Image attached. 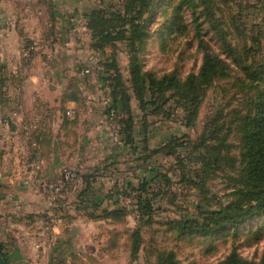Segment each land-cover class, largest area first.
I'll use <instances>...</instances> for the list:
<instances>
[{
  "label": "rangeland",
  "instance_id": "obj_1",
  "mask_svg": "<svg viewBox=\"0 0 264 264\" xmlns=\"http://www.w3.org/2000/svg\"><path fill=\"white\" fill-rule=\"evenodd\" d=\"M213 1L217 8L216 17L226 19V26L231 29L235 44H239L241 51L254 49L257 53L249 54L251 66H260L261 62H264V0ZM160 2L164 5L161 9L158 7L155 16L151 18L150 37L145 47L138 50L142 70L146 73L152 72L158 77L177 72L183 79L190 74H198L202 67L203 54L198 49V38L195 34L197 29L194 23L195 13L189 11V8L186 9L183 0H160ZM181 3V10L178 11L177 7ZM177 14H180V27L175 29L172 24ZM207 23L205 18L198 23L203 24L206 28L204 30H207L204 39L219 50L218 39L213 31L209 32ZM245 38L246 43L242 40ZM49 41L52 43L49 45L63 43L62 39H57V42L55 39ZM31 43L42 45V41L23 40L19 43V49ZM120 48L122 51L119 50L116 56L118 64L122 77L131 86V54L124 52V44L118 49ZM44 49L39 51L34 64L38 59L47 56ZM112 52V49L108 50L107 57ZM89 58H93L91 62L96 60V63L98 59H101L93 53H89ZM2 61L8 67L14 62L13 59L11 63L5 59ZM20 65L29 69L24 66L22 56ZM230 74L232 78L213 80L204 90L200 105L189 107V111H196V121L192 126H187V110L175 99L168 104L169 116H155L151 114L154 108H150L146 121L143 119L139 105L137 106V102L134 101L132 107L136 116L135 130L144 129L142 126L145 122L147 132L149 130L147 151H145L143 136L140 137L142 142L138 146L124 148L117 120L108 118L106 115H99L98 112L90 113L89 117H86L87 113L82 112L78 117V125L68 126L62 141L64 142L63 164L58 169V173L55 169L48 168L45 175L49 180L57 183L60 181L63 170H75L78 173L79 181L75 186L66 189L53 207L57 212L56 215L65 223H75V247L73 248L75 257L83 252L89 254L90 248L87 250L84 244H78V240L82 237L94 242L95 247L92 249L99 250V256L103 254L111 256L112 264H126V262L127 264H161V261L168 264L171 252L174 253L173 260L176 259L180 264H219L232 251H237L248 261H260L264 253V216L248 220L237 228L232 227L201 237L178 233L171 225L174 221L195 220L201 211H214L221 206H227L233 200L234 190L238 188L236 178L240 174L238 172L240 163L235 170L227 165L220 166L215 163L211 167L208 160L203 162L198 159L203 150H195L205 130L214 131L217 125H223L225 130L220 131L218 136H225L230 127L231 133L226 140V144L230 146L227 153L231 158L239 161L236 122L233 124L230 122L235 120L234 116L246 114L244 105L247 101L238 88V82L240 79L241 81L245 79L246 72L239 69ZM10 76L13 77L14 74L11 73ZM84 77L85 75L81 78ZM87 84L89 89L91 84L94 86L92 102L102 103L105 111L107 90L97 83L96 76L93 75L89 76ZM26 91L18 93L17 96ZM168 95L170 97L172 93ZM11 132L13 134H8L9 139H5L3 148L9 151L10 157H21V149L26 147L29 136L25 134L23 127H15V130ZM6 137L5 134L2 138ZM173 140H180L179 143L187 144L184 145L185 147L177 146L173 150L166 148L162 151V148ZM211 146L209 145L204 151L211 155L208 159L212 162L215 153L211 150ZM155 151L159 153L156 154ZM26 154L32 161L33 150L27 151ZM41 154L43 159L40 157V160L46 162L52 160L51 150L45 149ZM57 154L61 155L58 152ZM146 158H149L148 161ZM147 166L149 168L146 169ZM42 169H44L43 165H41ZM33 176L35 178L30 183H33V186L30 187L38 191L42 199L47 201L41 189L39 176L36 174ZM85 177H92L93 188L97 190L99 196L110 197L104 201V208L125 211L124 219L93 220L89 218V212L84 213L77 209L80 205L79 195L85 187ZM144 178L147 179L146 197L151 199L153 204V225L143 227L142 247L137 256L133 257L131 252L134 230L141 225L140 222H145L140 221L138 201L135 199L139 190L142 189L141 183ZM133 188H135L134 191ZM46 206L50 207L47 202ZM93 213L96 216H104L103 209L98 212L92 211L90 214L93 215ZM83 228H87V231ZM92 249L90 254L93 253ZM62 253L64 254V251ZM62 258L60 256L57 260L62 262L60 260ZM63 263L86 264L77 262L76 259L75 262L68 260ZM91 264L100 263L93 259Z\"/></svg>",
  "mask_w": 264,
  "mask_h": 264
},
{
  "label": "trees",
  "instance_id": "obj_2",
  "mask_svg": "<svg viewBox=\"0 0 264 264\" xmlns=\"http://www.w3.org/2000/svg\"><path fill=\"white\" fill-rule=\"evenodd\" d=\"M100 2L96 8L86 14V27L91 36L90 49L95 55L101 57L98 59L94 73L98 84L107 90L105 115L117 120L124 148L138 146L142 142L141 136L144 138L145 151L148 147L149 130L147 132L146 122L142 126L144 129L135 130L136 116L132 107L134 101L137 102V106L139 105L143 119L146 121L150 108H154L151 114L155 116H169L170 107L167 108L168 104L172 99H175L187 110V126H192L196 121V111H189V107L200 105L206 87L215 79L232 78L230 76L232 71L242 69L246 72L243 81L238 78L240 79L238 88L247 101L244 105L246 114L234 116L235 120L230 122L231 124L236 122L235 128L240 151L239 161L231 158L227 153L230 146L226 144V140L231 133L230 127L223 137L218 136L220 131L225 130L223 125H217L214 131L205 130L200 144L195 148L197 151L203 150L198 159L203 162L208 160L211 167L215 163L220 166L227 165L235 170L240 163L238 171L240 174L236 178L238 188L232 194L233 200L227 206H221L220 209L201 211L195 220L174 221L171 223L172 227L174 226L178 233L201 237L209 236L220 230L237 228L248 220L264 216V62H261L260 66H251L249 54L256 51L252 48L245 51L239 49V44H235V38L231 35V29L226 26V19L216 17L217 8L213 0H183L186 9L189 8V11L195 13L194 23L197 25L195 34L198 38V49L203 54L202 67L198 74H190L184 79L180 78L177 72L158 77L152 72L146 73L142 70V66L139 64L138 50L145 47V43L150 37L151 18L155 16L157 8L161 9L164 3H161L160 0H100ZM121 4L123 5L121 6ZM181 6L182 3L177 7L178 11L181 10ZM179 15L177 14L172 24L175 29L180 27ZM204 18L207 19L209 32L213 31L218 39L220 51L204 39L207 30H204L206 28L203 24H198ZM242 40L244 43L247 42L246 38ZM122 44H124V52L131 54V86L122 77L116 57L119 50L122 51L121 48L118 49ZM110 49L113 52L107 57ZM77 87L78 85H75L70 98L80 102V93ZM168 93H172V95L169 97ZM74 124L77 126L78 121L75 120ZM35 133L37 134H34V137L38 141L41 139V145L47 147L48 136L44 137L40 130ZM43 137L44 139H42ZM179 142L180 140L170 141L165 148H162V151L166 148L173 150L177 146L185 147L184 145L187 144ZM209 145H212L211 150L215 153L214 162L209 161L210 154L204 151ZM35 152L37 153V151ZM155 153L158 154L159 151H155ZM148 159L146 158L147 161ZM92 177L84 178L85 187L79 195L80 205L77 209L84 213L89 212V218L93 220L124 219L125 211H112L104 208V201L110 197L98 195L97 190L93 188ZM146 184L147 179H142V189L139 190L135 198L138 201L140 221L145 222H140L141 225L134 230L131 252L133 257L137 256L142 247L143 227L153 225V204L152 200L146 197ZM130 185L132 187V184ZM134 190L135 188H133ZM100 209H103L104 216L90 214L92 211L98 212ZM0 252L6 261L1 248ZM170 254L168 264H180L176 259L173 260L174 253ZM165 263L161 261V264ZM58 264H62V262ZM219 264H264V253L260 261L252 262L244 259L237 251H232Z\"/></svg>",
  "mask_w": 264,
  "mask_h": 264
},
{
  "label": "crops",
  "instance_id": "obj_3",
  "mask_svg": "<svg viewBox=\"0 0 264 264\" xmlns=\"http://www.w3.org/2000/svg\"><path fill=\"white\" fill-rule=\"evenodd\" d=\"M100 3V0H0L3 20L0 34V248L8 264H58L60 256L62 264L68 260L75 262V259L86 264H91L93 259L100 264L113 262L109 255L99 256V250L92 249L94 242L82 237L78 244H84L87 250L90 248L89 254L83 252L75 257V223H65L54 208L46 206L47 201L38 191L30 187L35 177L26 154L35 150L43 159L42 151L51 150L52 160H41L42 170L44 175L48 168L57 172L63 164L62 141L68 126H75L82 112L87 113L86 117L92 112L105 116L103 104L91 100L93 84L90 89L87 84L90 75L95 77L97 63L89 58L93 51L85 16ZM52 39L56 42L62 39L63 43L49 45ZM23 40L42 41V44L48 40L44 49L47 56L38 59L29 69L20 65L19 43ZM4 59L14 62L8 67ZM11 73L15 77L10 76ZM83 75L85 77L81 78ZM75 85H78L80 102L70 98ZM23 91L26 92L17 96ZM12 114H16V124L2 125V119ZM35 119L41 121L35 124ZM15 127H23L29 142L21 149V157L13 158L3 146ZM39 130L44 137L48 136L47 147L34 137ZM5 134L7 137L2 138ZM47 222H51L48 235L44 227Z\"/></svg>",
  "mask_w": 264,
  "mask_h": 264
},
{
  "label": "built area",
  "instance_id": "obj_4",
  "mask_svg": "<svg viewBox=\"0 0 264 264\" xmlns=\"http://www.w3.org/2000/svg\"><path fill=\"white\" fill-rule=\"evenodd\" d=\"M3 29V20L0 18V34ZM48 40L44 42L42 45H38L37 43L34 44H26L21 49V56L23 60V64L25 67H32L35 60L37 59L38 53L40 50L44 49L46 45H48ZM17 118L16 114H12L8 117H5L2 119V124L6 127H12L16 124ZM40 119H35L33 123L37 124ZM35 152V151H33ZM32 161H31V170L34 174L38 175L39 180L41 182V189L43 192V195L46 197L47 203L50 205V208H53L56 205L57 199L59 196L62 195V193L69 189L79 181L78 173L75 172V170H63L62 176L59 182L54 183L53 181L49 180L44 173L41 170L42 162L40 160V155L38 153H34L31 155ZM30 159V157H29ZM33 174V175H34ZM50 223L47 222V224L44 225L46 229L47 235L50 234Z\"/></svg>",
  "mask_w": 264,
  "mask_h": 264
},
{
  "label": "water",
  "instance_id": "obj_5",
  "mask_svg": "<svg viewBox=\"0 0 264 264\" xmlns=\"http://www.w3.org/2000/svg\"><path fill=\"white\" fill-rule=\"evenodd\" d=\"M0 264H8L5 259L3 258L1 252H0Z\"/></svg>",
  "mask_w": 264,
  "mask_h": 264
}]
</instances>
